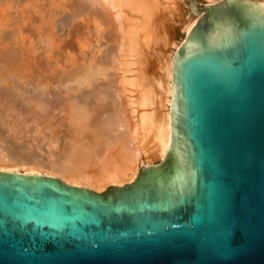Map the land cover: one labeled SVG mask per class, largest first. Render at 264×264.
<instances>
[{
    "label": "water",
    "instance_id": "obj_1",
    "mask_svg": "<svg viewBox=\"0 0 264 264\" xmlns=\"http://www.w3.org/2000/svg\"><path fill=\"white\" fill-rule=\"evenodd\" d=\"M187 14L164 163L102 192L0 172V264H264V8Z\"/></svg>",
    "mask_w": 264,
    "mask_h": 264
},
{
    "label": "rangeland",
    "instance_id": "obj_2",
    "mask_svg": "<svg viewBox=\"0 0 264 264\" xmlns=\"http://www.w3.org/2000/svg\"><path fill=\"white\" fill-rule=\"evenodd\" d=\"M110 1L0 0V70L3 69L4 74H0V78L6 77L5 81H8L6 84L0 79V170L12 168L23 172L36 168L63 180L54 170L57 168L54 165L66 167L69 164L66 163V155L78 140V145H83L81 142L90 143L100 154L97 160L100 164H93L94 168L92 165L88 174H96L102 162L112 163L113 160H120L130 171L136 167L130 156L139 145L132 141L130 119L129 127L122 120L118 121L112 126L111 133L99 134L95 142L88 141L86 137L85 140L83 131L79 133L83 137L73 131L76 128L71 127L74 124L68 121L65 106L70 96L73 101L81 91L92 88L74 86L76 84L66 80L76 74L99 69L97 71L103 74L98 76L96 88L110 91L109 88L114 87L120 104L125 109L129 108L126 107L128 94L123 86L124 80H131L142 88L140 90L135 85L136 90L126 86L133 91L132 96L141 94L143 89L149 93L156 92L155 85L161 82L166 71L164 66L168 65L174 50L185 46L182 44L187 36V27L194 29L203 16L195 19L187 14L188 0H127L124 7L121 5V8L115 9L111 8ZM224 1L252 6L256 0H193L196 11L217 7ZM257 1L264 3V0ZM186 14L188 20L185 26ZM16 84L21 93L14 89ZM73 102L77 103L75 106L83 107L79 101ZM45 105L48 108L51 106L52 110L45 113ZM105 108L99 109L102 119L109 109ZM125 111L129 115L128 110ZM94 120L89 126L83 125L85 135L87 131H96L92 123ZM80 130L84 129L78 132ZM164 160L143 167L157 165L154 167L157 168ZM123 185L107 181L81 188L94 191L95 188H102V192L109 186Z\"/></svg>",
    "mask_w": 264,
    "mask_h": 264
},
{
    "label": "bare ground",
    "instance_id": "obj_3",
    "mask_svg": "<svg viewBox=\"0 0 264 264\" xmlns=\"http://www.w3.org/2000/svg\"><path fill=\"white\" fill-rule=\"evenodd\" d=\"M211 1L214 2L216 0H211ZM110 2H111V8L115 9L117 7L121 8L123 5H126L127 0H111ZM193 4H194V2H193ZM252 6L254 8H264V3H262V2L258 3V1L256 0ZM194 7H195V5H194ZM120 8H118V9H120ZM195 10H196V8H195ZM198 11L199 10H197L196 12H198ZM188 15H190V14H188ZM188 15H187L185 26L187 25ZM201 17L202 16L195 17V19L201 18ZM188 25H189V23H188ZM190 27H191V24H190ZM187 30H188L187 31V36H188V32H189L188 27H187ZM187 36L184 38L185 40H184L182 45H186ZM130 39H129V41H130ZM132 44H134V43H132ZM180 48H181V46H179V48H177V50H174L175 52L173 53V55L170 54L172 57L169 59V63L167 62L168 65L164 66V67H166V68H164V70L166 69V71H164L165 74L163 76L161 75L162 78L160 77L162 79L161 80L162 83L159 82L158 83L159 85L154 84L157 88L156 92L149 93V92L145 91V89H143L144 91L140 92L141 94L138 93V95L132 96L133 91L128 90L127 87H132V88L134 87L136 89L137 84L136 83L134 84L133 81H131V80H127V79L124 80L123 79L124 80L123 86L127 89L126 93L128 94L127 95L128 101L126 100L128 104L126 107H129V108H126V109L124 108V105L120 104V102H119L120 99L116 96L117 91L115 92L114 87L109 88L110 91L106 90V89L100 90V89L96 88L95 82L98 80L100 75L102 76V74H103V72L97 71L99 69H97L96 71L87 69L89 71L85 72V74H82V75L76 74V76L71 77L70 79L68 77L69 80H66V81H68V83L71 82L70 84H73V83L76 84L74 86H77V84H78L79 86L80 85H82V86L86 85V86L92 88V90H89L86 92H82L80 90L81 93H80V91H78L80 94L75 96L74 100L77 102L79 101L83 107L75 106L77 103L75 104V102H73L74 100L73 101L71 100L72 96L69 97L70 102L68 101L66 106L63 105L66 107L65 110H66V115H67L68 121L69 120L73 121V123H70V124L71 125L74 124V126H71V127H73V129H74V127L76 128V129H74V130L72 129V130L74 132H75V130L78 132L79 129H81V128L84 129V130H80L78 133L76 132V134H79L80 132L83 131L82 135H84V139L86 137V139H88V141L95 142V141H97L99 134L101 135V134H104L106 132V134L108 135L109 131L111 133L113 130L112 126L115 123H117L118 121L122 120L124 123H126L124 125L129 127L130 121H128V120L130 119L131 125H130L129 129H130V133H131V138H132L133 143H137L139 146L137 147V151L134 152V154L132 156H130L132 158V162L136 165V167L133 170L130 171V168L128 169L127 166L122 164L123 162H120V160H113L112 163L110 161L107 163L102 162L101 167L98 170V172H96V174H88L87 171H88V169L91 168V166L93 164H96V165L100 164L97 161L100 157V154L97 150H95L91 146L90 143L86 144V143L81 142L83 145L86 144V146H83L81 144H80L81 146L78 145L80 141L78 140V142L76 143V141H77L76 140L77 135H76V137L74 136V138H73L74 139L73 141L76 140L75 141L76 144H74V146L73 145L71 146V150H69V153L67 152L68 155H66V160L68 159L66 161V163L67 162L69 163L67 165L68 167L67 166L66 167H64V166L60 167L61 165L55 166L54 164H57L58 162L57 163L55 162L53 164L54 167H57L54 170L56 172H58V175H60L62 177L63 182L65 181L66 184H68L70 186L79 187V188H81L82 186H92L93 184H99L101 182H107V181H110V182L117 184V185H123V184H125L124 182H126V181H127L126 183L132 182L136 178V176L139 172V169L142 168L143 166H145V164L151 165L155 161H162L165 159L167 152H169L171 147H172V132H171L170 112H171V100H172V88H173V67H174V62H175V56L178 53ZM2 70H0V74L4 75L2 73ZM2 75H0V77ZM124 78H126V77H124ZM12 79H13V77H12ZM1 80H2V83L6 82V84H7V82H8V81H5L6 77L2 78ZM135 85H136V87H135ZM79 86H78V88L81 87V86L80 87ZM14 87H16V88H14ZM14 87H12V89L14 88V89H16L17 93H19V92L21 93V91L17 89V88H19L17 86V84ZM137 88L140 89L141 87L138 86ZM65 104H66V102H65ZM52 105L53 104H51V106ZM50 107L48 108L47 105H45V113L46 112L48 113V111L50 112L52 110ZM102 107H106L105 109L109 108L108 109L109 111L107 110V112L104 109L105 110L104 112H106V113H104L105 115H103V119L101 118L102 114H99V109ZM149 107H152L153 109L148 110ZM113 108H114V110H113ZM61 110H63V109H61ZM125 110H128L127 113H129L130 117H129V115H126ZM94 111H97L96 112L97 114ZM63 112L65 114V111H63ZM126 116L128 118H126ZM94 119H96L97 121H95ZM91 120H94L92 123H93V126H96L97 129L94 132H88L87 131L88 135L86 134L87 135L86 136L85 135V129L86 128L83 127V125L85 124L84 126H86V124H87V126H89L91 123ZM124 120H126L128 122H126ZM75 125H77V126H75ZM80 126H81V128H79ZM109 127H111V129L108 130L107 128H109ZM105 129H106V131H105ZM78 136H80V134ZM80 137H83V136H80ZM81 140L83 141L82 138H81ZM109 141L110 140H108V142ZM67 156H68V158H67ZM122 158H124V157H122ZM64 159H63V162H65ZM130 161H131V159H130ZM64 164L65 163H63L62 165H64ZM155 166H157V165H155ZM93 168H94V165H93ZM1 171L6 172V173H8V172L9 173H21L24 175L50 176V177H54V178L58 177V176H54L53 174H50V173L40 172V171L36 170V168H30V169L25 170L23 172L18 171V170H14L12 168L11 169L3 168L0 170V172ZM85 189H87V188H85ZM101 189L102 188H95V190H96L95 192H97V191L101 192ZM89 190H91V189H89Z\"/></svg>",
    "mask_w": 264,
    "mask_h": 264
}]
</instances>
